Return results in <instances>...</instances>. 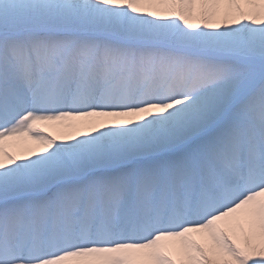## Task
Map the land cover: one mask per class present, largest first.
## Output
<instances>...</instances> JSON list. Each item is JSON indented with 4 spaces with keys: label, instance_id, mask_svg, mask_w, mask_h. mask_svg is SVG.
Instances as JSON below:
<instances>
[{
    "label": "snow or ice",
    "instance_id": "snow-or-ice-1",
    "mask_svg": "<svg viewBox=\"0 0 264 264\" xmlns=\"http://www.w3.org/2000/svg\"><path fill=\"white\" fill-rule=\"evenodd\" d=\"M0 264H264V0H0Z\"/></svg>",
    "mask_w": 264,
    "mask_h": 264
}]
</instances>
